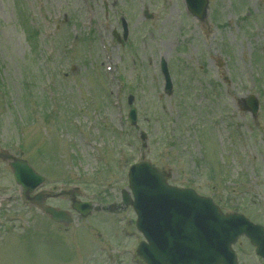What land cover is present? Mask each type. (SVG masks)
Returning <instances> with one entry per match:
<instances>
[{
    "label": "rangeland",
    "instance_id": "374dc122",
    "mask_svg": "<svg viewBox=\"0 0 264 264\" xmlns=\"http://www.w3.org/2000/svg\"><path fill=\"white\" fill-rule=\"evenodd\" d=\"M207 10L199 20L184 0H0V154L27 160L46 178L41 192L79 189L94 206L83 218L72 197L51 198L74 220L56 225L0 160V264H144L122 201L141 157L264 225V0ZM242 243L239 263L261 264Z\"/></svg>",
    "mask_w": 264,
    "mask_h": 264
},
{
    "label": "water",
    "instance_id": "95a60500",
    "mask_svg": "<svg viewBox=\"0 0 264 264\" xmlns=\"http://www.w3.org/2000/svg\"><path fill=\"white\" fill-rule=\"evenodd\" d=\"M190 11L200 20L206 18L209 0H187ZM125 33L127 25L124 22ZM124 34L125 36H127ZM167 80V93L172 92L167 64H162ZM249 110L258 111L254 96L247 100ZM130 117L136 124L137 113ZM2 157V156H0ZM15 179L26 189L27 194L41 186L44 178L37 175L26 162L10 164ZM130 188L133 201L124 193L126 206L132 205L137 213L138 229L148 243L141 244L138 255L147 264H237L232 246L239 236L246 235L258 247V255L264 257L263 228L251 224L240 215H224L211 199L199 197L191 189H179L167 182L168 174L143 162L131 168ZM39 203V199H37ZM74 209L88 216L91 206L75 203ZM45 212L55 221L72 223L64 211L46 208Z\"/></svg>",
    "mask_w": 264,
    "mask_h": 264
},
{
    "label": "flooded vegetation",
    "instance_id": "af4514ba",
    "mask_svg": "<svg viewBox=\"0 0 264 264\" xmlns=\"http://www.w3.org/2000/svg\"><path fill=\"white\" fill-rule=\"evenodd\" d=\"M264 264V263H263Z\"/></svg>",
    "mask_w": 264,
    "mask_h": 264
}]
</instances>
